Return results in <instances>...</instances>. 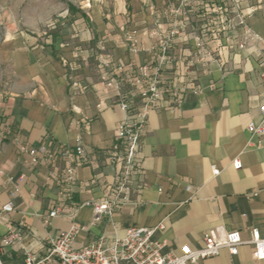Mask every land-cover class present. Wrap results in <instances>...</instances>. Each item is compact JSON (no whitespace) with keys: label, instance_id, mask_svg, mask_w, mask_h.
<instances>
[{"label":"crops","instance_id":"crops-1","mask_svg":"<svg viewBox=\"0 0 264 264\" xmlns=\"http://www.w3.org/2000/svg\"><path fill=\"white\" fill-rule=\"evenodd\" d=\"M0 2V113L10 121L11 133L34 148L80 143L87 157L75 164L76 180L68 184L52 177L42 161L20 153L11 138L1 143L0 205L12 200L13 210L0 218V235L13 224L45 242L76 221L86 225L74 242L80 248L101 233L162 223L153 238L165 242L164 252H177L182 244L201 248L207 229H237L247 240L249 227L264 222V137L258 141L246 127L264 99V44L257 39L264 37V0L245 2L250 40L242 50L222 49L220 63L198 65V93L149 113L132 203L94 224L85 202L104 196L115 182V126L124 117L100 82L97 55L110 53L115 61L138 66L149 62L156 39L151 30L156 22L169 27L163 10L178 0ZM202 22L209 21L193 18L192 26L200 31ZM126 30L138 51L128 50ZM186 45L175 39L172 49L178 54ZM235 157L242 163L238 169ZM15 186L18 191L11 194ZM55 206L64 209L48 217ZM4 250V262L21 264L17 243ZM197 264H264V259L255 260L251 245H243L237 254L222 249Z\"/></svg>","mask_w":264,"mask_h":264},{"label":"built area","instance_id":"built-area-1","mask_svg":"<svg viewBox=\"0 0 264 264\" xmlns=\"http://www.w3.org/2000/svg\"><path fill=\"white\" fill-rule=\"evenodd\" d=\"M245 2L246 0L170 2L163 10L165 15L170 16L169 27L164 29L161 23L156 22L151 30V35L156 39L149 48L152 52L149 62L138 66L132 62L115 61L110 53L100 52L97 55L95 65L100 82L113 97V102L124 111V117L115 126L116 143L112 154L116 167L115 182L104 196L85 202L92 207L89 224L100 221L102 215L112 216L115 210L132 203L131 195L141 172L140 140L149 113L165 102L171 107L180 104L188 92L198 93V65L220 63L222 49L239 51L248 44L250 39L246 36L249 28L246 24ZM193 18L209 22H202L199 31L192 26ZM125 38L128 50L138 51L131 30L125 31ZM175 39L187 44L178 54L172 49ZM257 39L264 44V37L258 36ZM72 85H76V82L73 81ZM1 95L0 91V97ZM246 127L258 141L264 137V99L258 103L256 118L249 120ZM9 138L17 143L20 153H29L34 163L42 161L52 177L68 184L76 180L75 164H83L87 160L86 149L80 143L56 149H49L45 145L29 147L20 141L19 135L11 133L10 121L0 113V144ZM58 160L66 161L67 165L60 167L56 163ZM232 165L235 169L241 167L239 157L233 158ZM212 173L218 174L219 169L212 167ZM16 191L17 186L11 194ZM12 206V200L1 204L0 218L10 213ZM63 209L55 206L49 211L48 217H54ZM43 221L49 223L47 217ZM85 228L86 225L72 221L68 230L56 237L47 238L45 242H38L33 235H29L26 227L11 224L0 235V264H11L2 260V254L6 247H11L14 243L22 250L21 264H197L199 260L219 255L222 249H227L231 255L237 254L243 245H251L255 260L264 259V222L259 226L249 227L250 235L247 240L243 239L241 231L237 229H207L202 236L201 248L182 244L177 252H164L165 242L153 238L152 233L163 228L162 223L155 227L131 226L123 234L101 233L97 239L76 248L75 239ZM33 241L36 244L33 245Z\"/></svg>","mask_w":264,"mask_h":264},{"label":"rangeland","instance_id":"rangeland-1","mask_svg":"<svg viewBox=\"0 0 264 264\" xmlns=\"http://www.w3.org/2000/svg\"><path fill=\"white\" fill-rule=\"evenodd\" d=\"M2 3L0 2V5H1ZM8 36H9V34H7Z\"/></svg>","mask_w":264,"mask_h":264}]
</instances>
